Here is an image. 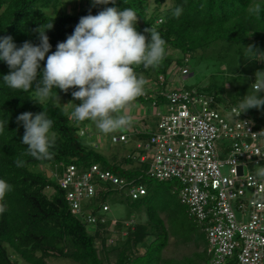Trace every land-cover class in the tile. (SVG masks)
I'll return each instance as SVG.
<instances>
[{
  "label": "trees",
  "instance_id": "16d2710c",
  "mask_svg": "<svg viewBox=\"0 0 264 264\" xmlns=\"http://www.w3.org/2000/svg\"><path fill=\"white\" fill-rule=\"evenodd\" d=\"M257 3L264 9V0H116L115 4L108 5L93 6L86 3L83 6V3L74 15L66 12L69 0H0V37L11 36L17 47L25 41L39 45V33L35 30H44L52 23V29L45 31L51 48L45 60L40 62L38 71H42L47 55L73 33L82 16L96 15L106 7L119 10L132 8L138 14V32L150 38L144 29L154 28L167 43V55L163 63L155 69L137 67V74L149 77L165 73L170 65H183L184 60L198 51L222 43V54L218 59L226 63L227 67L220 74L229 76V84H237L238 88L231 95V100L226 102L222 96L226 82L220 79V74H216L217 77L212 75L208 79L209 83L201 93L210 95L230 109L237 107L245 96L253 93L255 73L264 71V60L259 62L249 59L250 54H246L244 48L254 45L255 50L264 52V11L259 19L248 12ZM178 6L183 11L176 18L173 11ZM157 20L161 22L157 23ZM175 52L182 57L175 58ZM240 60L252 62L254 66L245 74H241L238 69L234 71ZM9 72L7 64L0 61V123L4 124V130L0 132V179L12 186L4 199L6 211L0 214V264H51L60 258L75 264H190L191 259L187 258L176 262L160 257L161 251L168 245L169 235L179 241L187 240L192 235V232L182 235L174 232L168 222L170 215L174 214L171 201L161 197L163 191L165 196L177 195L179 182L173 179L148 183L144 173L146 164L137 163L134 166L141 153L139 156L129 153L122 158V162H117V159L94 150L88 140L86 142L84 137H79L77 122L69 118L70 110L51 99L38 104L34 95L35 85L27 92L10 89L3 81V76ZM74 90L65 93L57 88L53 92L59 98L76 102L78 100H74L71 94ZM137 100L142 101V98ZM42 111L53 121L52 131L57 133V139L54 148L50 149L52 158L37 160L26 154L27 146L21 143L24 128L22 123H17L16 118L24 112L35 115ZM242 114L252 119L256 127L264 128V106L260 110L249 109ZM144 138L147 139V136ZM16 160L24 161V166L16 167ZM68 164L83 170L97 165L126 180L138 177V183L145 186L146 194L140 199L130 200V210L133 208L136 211L128 215V219H136L140 209H143L147 220L133 221L127 226L125 237L119 236L114 244L108 243L112 232H120L123 225L118 221L114 224L106 221L100 211L109 200V195L118 192L102 182L98 186L104 185L97 189L96 196L83 204L80 215H75L65 200L64 191L48 176L47 171L40 170L45 165H57V174L60 175ZM123 164L132 168L125 169ZM140 167H143V172L139 171ZM119 196L121 201L128 199ZM161 213H166L167 227L159 217ZM90 214L96 217L94 224L86 223ZM189 220L197 231L194 237L204 246L203 261L206 263L205 236L201 227L192 219Z\"/></svg>",
  "mask_w": 264,
  "mask_h": 264
},
{
  "label": "clouds",
  "instance_id": "9594fccd",
  "mask_svg": "<svg viewBox=\"0 0 264 264\" xmlns=\"http://www.w3.org/2000/svg\"><path fill=\"white\" fill-rule=\"evenodd\" d=\"M82 1L84 4L79 2L76 6V13L67 10L68 6L75 3L76 0L69 2L66 5V12L76 15L82 4L83 6L86 3L96 6L115 4L116 2V0ZM182 11L181 7H176L173 11L174 17L179 18ZM262 11L264 9L259 3L248 9L249 14L256 16L257 19L260 18ZM137 20L138 14L132 8L119 10L116 7H106L96 15L82 16L73 33L64 42L58 43L54 52L47 55L46 64L42 71H38L40 62L45 60L46 54L49 53L51 48L45 31L52 29V23L47 25L44 30H40V28L35 30L39 33V45H33L31 42L25 41L22 46L17 47L11 36L0 37V61H4L10 69L9 74L3 76V81L10 89L25 92L32 90L33 85H35L34 95L38 104H42L49 99L58 103L59 97L56 92H53V89L58 88L66 93L75 88L76 90L72 91L71 94L73 99L80 101V103H72L73 109L69 118L77 122L79 137H85L89 146L100 152L102 145L91 140V136L95 132H89L84 121L92 122L105 135L122 131L132 125V117L124 113L135 101H138L137 98H142V101L138 102L151 101L154 109H163L167 103L164 102L160 92L193 88H197L201 92L209 83L207 79L197 87H183L179 81L175 80L177 74L180 72L183 78H187L193 75V71L177 63H174L175 67H169L165 73L149 77L142 74L138 75L135 70L137 67L143 66L145 69L149 67L155 69L163 63L167 55V43L154 28L144 29V33H148L150 38L138 32L136 28ZM160 22L157 20V23ZM244 48L246 54H250L249 59L264 60V52L255 50L254 45L244 46ZM148 80L154 81V89L146 86ZM252 88L253 93L245 96L238 106L233 109L236 117L246 113L249 109L260 110L264 106V95H262L264 94V71L255 73V82L252 84ZM144 94L145 96H143ZM203 95L211 97L207 94ZM156 117L158 122L159 118L157 115ZM16 120L17 123H22L24 128L21 143L27 146L26 154L37 160L51 159L53 153L50 149L54 148L57 139V133L52 131L53 121L46 117L44 111L35 115L31 112H24L17 116ZM242 123L245 126L251 121H242ZM3 130L4 124L0 123V132ZM143 136L148 137V134L144 133ZM135 149L138 150L137 147ZM139 151L141 156L143 151ZM139 157L138 164H140ZM15 164L18 168L23 167L24 161L16 160ZM70 166H73L77 172H85L92 165L83 170L74 164H68L63 168L60 175L57 174V165H45L40 170L47 171L48 176L55 180L60 187L59 179L63 177L66 169ZM137 178L127 180L136 179L138 182L139 179ZM253 178L264 180V166L256 168ZM99 184H101L99 181L93 182L95 192L92 196L81 201V212L83 201L87 200L89 202L91 198L96 196L97 189L104 185L98 186ZM60 189L63 190L61 187ZM11 190L12 186L4 179H0V214L6 211L4 199ZM104 206L107 207V210L103 209ZM108 211L109 207L107 203H104L100 212L105 213ZM81 212L79 214L73 213L80 215ZM89 217H93L96 221V217L90 214L86 220L87 224H90L88 223Z\"/></svg>",
  "mask_w": 264,
  "mask_h": 264
},
{
  "label": "built area",
  "instance_id": "2783aa9c",
  "mask_svg": "<svg viewBox=\"0 0 264 264\" xmlns=\"http://www.w3.org/2000/svg\"><path fill=\"white\" fill-rule=\"evenodd\" d=\"M160 94L167 104L155 108L157 129L146 131L147 140L136 145L143 151L139 162L148 160L145 176L179 182L178 200L205 236V264H264V180L253 178L264 166V128L243 114L236 117V107L226 109L197 88ZM242 121L251 123L243 126ZM111 142L125 144L128 137L112 136ZM95 181L130 200L146 194L136 179L96 165L85 172L70 166L59 184L75 214L81 212V201L94 194ZM88 223L95 219L89 217Z\"/></svg>",
  "mask_w": 264,
  "mask_h": 264
},
{
  "label": "rangeland",
  "instance_id": "374dc122",
  "mask_svg": "<svg viewBox=\"0 0 264 264\" xmlns=\"http://www.w3.org/2000/svg\"><path fill=\"white\" fill-rule=\"evenodd\" d=\"M69 2H72V0H69ZM80 3H83L82 0H76L75 3H72L71 5L68 6L67 10L71 13H76L75 9L76 6ZM137 28V31H139V28ZM217 46H213L210 47L208 49L205 50H200L197 53L193 54L191 57L187 58V60L183 61V65L182 67H185L188 69H191L193 71V75L189 76L187 78H183L182 73H178L177 77L175 78V80L179 81V83L186 88H191V87H197L200 84H203L207 79H210L212 75H219L220 71L223 70L225 67H227V64L224 63L223 61H220L219 55L222 54V49L220 48L221 46H223L222 43H218L215 44ZM175 58H181L182 55L178 52H175L174 54ZM259 62H261V60H259ZM236 64H234L235 66ZM254 66V63L252 62H243V61H239V65H237V67L233 68V70L235 71V69L241 73V74H245V72H248V70H251L252 67ZM175 67V64L170 65V68ZM216 75V77H217ZM240 75V74H239ZM216 79H219L216 78ZM220 79L223 80V82H226V85L224 86V90L222 93L223 98L226 100V102H229V100H231V95L234 93V91L238 88L237 84H233L230 85V80L231 78H229V76L227 75H221L220 74ZM221 80H219V82H221ZM71 102V103H70ZM57 103V102H56ZM59 104H61L62 106L66 107L67 110L72 111L73 109V104H79L80 101H76V102H72V101H68L62 98H59L58 101ZM138 103V104H137ZM222 103V102H221ZM219 104V103H218ZM134 105L138 106L139 110L138 114L139 115H144V114H151L150 109L152 110V104L151 101H144V102H138L135 101L130 108H128L127 110H125L126 112L124 114L127 115H131L134 112ZM160 107L162 108V106L160 105ZM151 125H153L154 128L157 129V120L154 119L153 122L151 123ZM86 126L89 130V132H95V135L98 137H101L103 142H102V149H101V153L105 154V156H109L112 158L117 159V162L119 161H123V157L129 153H132L133 155H138L141 153L139 151H135L132 149H129L131 147V145L133 143H135L134 137H130L131 134H128V130H122V131H118L115 133H111V134H103L101 133L96 126L88 121L86 122ZM93 130V131H92ZM118 133H126V136L128 137V143L127 144H122V143H112L111 142V137L114 136L115 134L118 135ZM96 139V138H95ZM84 140L86 141L85 137ZM87 142V141H86ZM222 141H218L217 144H220ZM87 144V143H86ZM114 159V160H115ZM138 163V161H136V163L134 164V166H136V164ZM146 166L144 165V169L146 170L148 167V160L147 162H145ZM123 167L126 168H132L130 166L124 165ZM143 167H140L139 171L143 172ZM222 173L226 174L227 173V168L224 167L222 168ZM133 178H137V177H133ZM146 181H148V183H152L156 182L157 180L155 179H151L149 177L146 176ZM139 182V181H138ZM137 182V183H138ZM158 182V181H157ZM102 183V182H101ZM140 184V183H138ZM162 195L161 197H163L162 199H166L169 198V201H171V206L174 210V214L170 215L169 219V224L173 227V230L176 234L178 235H182L183 233L188 234L189 232H192V235L187 239V240H178L175 237H172L171 235H169V241H168V245L161 251V255L160 257L164 260H175L176 262H182L184 259H191V263L190 264H205L203 259L205 258V255H203V250H204V246L203 244H201V241L198 242V240L196 239L195 236V232L196 228L195 225L189 220V217L187 215V209L185 206H182L181 204H179L178 201V197H176L177 195H172V196H165L166 193L161 192ZM120 194L118 193H113L111 195H109V200H107V205L109 207V211L108 212H100L103 217L106 219V221H112L111 224H114L115 222H120L122 223L123 227L119 230L120 232H118L117 230H114L112 232V235L110 237V239L108 240V243L110 244H114V240H116L117 238H123L126 235V228L127 226H129L130 224L133 223V221L135 222H144L147 220V216L145 214V211L143 209H140L139 214H137V218L135 219H128V215L131 214H135V209L129 208L130 204L132 201H130V199H123V201H121L120 199ZM168 201V202H169ZM87 200L83 201V204L87 203ZM164 202V201H162ZM160 218H162L164 220L165 226L167 227V220H166V213H161L159 215ZM166 220V221H165ZM91 229H93L92 227H90ZM94 230V229H93ZM92 230V231H93ZM200 234V233H199ZM142 254V253H140ZM51 264H75L73 262H71L68 259H64V258H60V259H56L53 260L51 262ZM174 264V263H172ZM178 264V263H175Z\"/></svg>",
  "mask_w": 264,
  "mask_h": 264
},
{
  "label": "crops",
  "instance_id": "0c3cea01",
  "mask_svg": "<svg viewBox=\"0 0 264 264\" xmlns=\"http://www.w3.org/2000/svg\"><path fill=\"white\" fill-rule=\"evenodd\" d=\"M147 82L148 83L146 86L154 89V86H153L154 81L148 80ZM134 106H135L134 112L130 115L132 117V125H131V127L127 128V130L129 132L128 134H131V132H132L130 137H134L133 141L136 143V142H139V141L145 139L143 135L146 131H150V130L153 131L154 130V127H153V125L150 124V122L152 123L154 119L157 120V117H156V111L153 107H152V110L150 109V111H151L150 115H148V114L147 115L146 114L139 115L138 111H140V110H139L138 106H136V105H134ZM118 134L126 135V133H118ZM91 140L98 143L99 145H102V142H103L102 138L101 137L97 138V136L95 134H93L91 136ZM135 143H133L129 149L135 150V148H136ZM135 151H137V150H135Z\"/></svg>",
  "mask_w": 264,
  "mask_h": 264
}]
</instances>
